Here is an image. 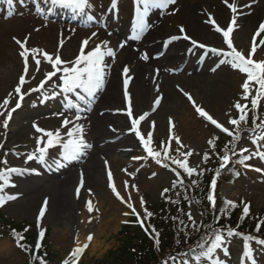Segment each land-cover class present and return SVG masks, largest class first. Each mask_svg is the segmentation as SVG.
<instances>
[{
	"label": "rangeland",
	"instance_id": "obj_1",
	"mask_svg": "<svg viewBox=\"0 0 264 264\" xmlns=\"http://www.w3.org/2000/svg\"><path fill=\"white\" fill-rule=\"evenodd\" d=\"M35 2L37 0H14L13 3H16V5L11 8H7L5 3L0 6V104L8 98L7 110L14 108L18 102V94L15 89L19 84L20 76L24 74L23 57L19 55L22 49L16 43V40L21 42L27 40V47L43 49L53 54V58L56 54H59L65 61L76 59L82 41L85 39L91 41L92 48L97 44H101V42L107 41L101 33L105 32L103 28L105 24L101 22L94 23L92 19H83L82 17H80V21L73 18V23L61 21V17L47 18L44 11H42L43 14L38 13L40 10L36 8L37 4ZM92 2L94 10L98 11L97 18L105 17L106 19L107 13H111V0H92ZM133 5L132 0H121L119 15L112 13L108 19L110 22L111 20L115 22V27L108 28L111 32L107 38L115 43L126 45L130 43L131 47L139 51L146 34L155 26V15L160 13V18L172 19V12L169 11L172 5H169V8L166 9L157 8L153 12L151 16L153 19H150L146 33L136 31L135 26H133L136 21V18L131 14V9L136 10ZM259 22H261V18L257 17L250 24L251 28L247 32L248 36L240 37L243 47L246 48V57L253 46L254 38L256 42L259 41L260 45L263 46V49L257 48V51L252 55V58L257 61L264 60V41L261 39L264 34L255 36L258 26L262 24H259ZM37 29L39 30L37 31ZM93 33L97 35L93 36ZM237 33L234 32L231 36H235ZM61 40L64 41L63 47H60ZM203 41L209 43L207 40ZM68 44H71V49H69L71 53L67 57L65 52H67L68 47L66 46ZM161 44V47H158L155 53L157 60L170 52L171 44L169 41H163ZM88 50L85 48V52ZM39 58L41 64L39 71H37L34 60L29 56L28 73L25 75V79L26 81L30 79L31 83L27 88L25 84L21 88V93L28 94L25 95L22 106L12 113V119L9 121L7 128L3 127V120L7 116V111L0 109L5 113L4 116H0V170L7 168L26 170L23 174H10V182L4 188L3 194L14 196L15 199L8 200L3 206H0V264L29 263L23 251L12 240L13 237L8 236L10 227L13 225L34 226L38 243H41L43 239L39 236L41 230L45 232V235H48L47 246L51 250V262L49 264H63L65 260L72 264L74 259L76 264H90L92 260H100L108 251L121 245L119 232L123 224L129 223L132 218L137 219L138 223L143 221L145 226L150 224L152 218L149 220L150 217L145 212V209L150 212V205L159 204L163 201L171 204L173 200L174 212L180 214L181 208L178 202L186 201L190 196L193 197L192 191H190L188 197L183 192V188L180 187H196L194 180H197L203 174L210 175L211 182L213 179L216 180L214 204L208 200V196L212 194L211 183L208 187L206 208L209 212H213L221 200L224 202L232 201L238 207L240 217L243 218L238 222L254 226L256 233H260L262 229L264 230V223H261V221H264V140H256L257 137L264 135V130L257 127L261 122H264V97L259 101L258 107L253 109L251 99L256 95V89L258 88L253 82L250 86L251 94L248 99L242 98L241 85L246 80V74L231 66L236 85L233 93L227 95L225 100L222 103L219 102V104L208 105L201 101V106L197 104L199 101L195 103L218 123L228 127L234 133L235 126L231 125L229 121L239 116L238 110L234 107L235 103L239 102L248 106L247 112L250 117L247 118L246 123L242 122L239 126L240 131L237 133L239 139L235 141L234 149L229 150L227 153L230 157L229 163L221 167V158L225 154V149H232V144H230L232 137L216 128L197 111L193 112V109L196 110L193 105V108L181 110L183 112L181 116H176L177 124L175 122L174 124L177 127L170 124V128L165 129L167 122L164 121L163 117L164 129L161 128V131L154 129L152 131L153 138L150 147L155 151H161L162 145L168 147L169 156L181 160L184 159L181 153L191 151L192 155L187 157V162L189 167L196 169V172L189 176L178 165L172 164L170 160L164 161V163L169 164V167H164L163 164H158L154 158L149 157L146 150L141 146L142 148H139L134 154L119 157L122 159L121 173L117 175L112 173V183L115 184L117 191L127 202L125 203L112 191L108 179L109 171L107 170L110 160L104 157L99 158L101 178L102 181H105L101 190L97 191L80 186L81 174H83V181L86 176L85 168L90 157L89 150L85 149L84 154L78 158L65 159L62 143L67 142L69 139L67 132L75 124L86 121L83 113H85L87 106L77 102L79 98L77 95L63 93L61 88L57 87V85L62 84V81L57 78L62 73H57V76L47 82L43 89H38L39 84L46 79L45 74L53 71L48 61L43 57ZM228 64L229 62L226 63L227 67ZM33 88L38 90L31 91ZM54 92L55 95H53ZM79 93L84 92L79 90ZM84 96H86V99H83V101L90 104L92 97L87 93H84ZM69 107H73V112ZM66 108L70 110H66ZM133 108L137 114L136 118L143 115V113L139 114L142 108H139L138 104L134 103ZM152 116L153 114L143 120L145 127L143 135L147 136L150 126L152 130V122L154 121L151 118ZM65 119L72 121L67 127L63 126ZM34 125L46 130H59L61 133L62 143L49 148L43 161L37 158L39 156L38 152L36 157L31 160L28 159V156L36 152L38 147L44 146L43 144H37V137L43 134L38 133ZM139 127L141 129L140 125ZM91 131L89 129V134H87V131L84 130L85 139L92 138ZM173 137H179L183 147H180ZM46 140L47 137H45ZM210 140L213 141L214 146L209 143ZM177 148H180V152H177ZM242 149L248 151L242 152ZM205 154L208 156L207 160L204 159ZM134 157H141V159H134ZM245 157L250 158L245 159ZM5 160L7 164L3 163ZM241 160L244 163H240ZM101 162L104 164L105 173L101 167ZM47 165L49 170L45 172L44 167ZM173 169H176V171H173ZM231 170L235 172L233 173ZM53 172L55 176L49 178V175ZM176 172H179L180 175L177 176ZM217 172H219V175H217ZM69 179H71V184L68 193L73 198V203L70 204L69 216L71 218L66 226L60 228L51 222L52 201L55 197L54 190L48 191L46 188H52L53 184L59 181L66 183ZM125 182H127V186ZM2 183L4 182L0 180V184ZM77 188L80 189L79 195H77ZM166 189L167 191H165ZM141 198L145 201L143 205L141 204ZM45 200H47V207L44 209L45 215L43 218H39ZM89 200L92 201L94 206L92 212L87 209ZM128 203L135 207L136 212L139 213V219L132 213ZM246 204L250 206V210L248 215L245 216L243 209ZM184 210L185 215L182 218L179 215V219H175L176 223L175 221L174 223L177 225L173 229L177 230L181 226L189 232L182 236V240H179V248L173 251L176 253L168 259H163L162 264H195L194 257L211 245L206 247V239L203 241L204 235H200L198 232V228L201 225L204 226L203 223L207 219L206 210L196 208L189 203ZM258 226L259 230L257 231ZM114 230L115 232H113ZM248 233L247 231L240 233L241 235L228 236L226 232H222L224 243L222 248L216 250L215 258L223 261L224 264H253V260L255 264H264V245H260L257 240H245L246 236L261 237L254 232L252 234ZM89 235L93 237L90 243L87 240ZM199 242H202L200 247L201 245L203 247H197ZM85 243H88V247L82 255L73 258L71 253L75 248L83 246ZM246 245L250 246V252L246 249ZM201 264H209V262L203 259Z\"/></svg>",
	"mask_w": 264,
	"mask_h": 264
},
{
	"label": "bare ground",
	"instance_id": "obj_2",
	"mask_svg": "<svg viewBox=\"0 0 264 264\" xmlns=\"http://www.w3.org/2000/svg\"><path fill=\"white\" fill-rule=\"evenodd\" d=\"M233 2L237 6L235 14L224 0H176L169 9L172 12V19L160 18V13L155 15V26L146 34L139 51L131 47L130 43L124 44L121 48L120 43L108 40L107 36L109 37L110 33L101 32L109 43L108 47L113 48L116 56L114 59L106 57L105 84L96 92L95 101L97 102L87 111L86 121L81 122L87 134L92 127V138H84L88 144L92 145L88 149L90 157L85 168L86 176L83 183L85 188L98 191L105 183L101 178L100 157L110 160V162L107 161V170L117 175L121 173L122 159L119 157L134 154L142 148L143 145L135 132L130 131L131 119H136L137 115L133 108L134 103L142 108L139 114L148 113V116L153 114L151 118L156 123L154 129L161 131V128L164 129L163 117L168 123L165 129L170 128V121L172 125L177 124L175 118L177 115L181 116L183 113L181 110H187L193 106L192 101L184 93H189L195 103L199 101L197 104L201 106V101L208 105L222 103L227 95L233 93L236 85L231 63L229 62L228 67L226 63L220 64V60L226 59L225 57L212 53L207 48L201 49L193 45L190 39H184L183 34L180 33L182 26L186 34L199 43L229 51L222 33H218L214 25L208 21L210 17L214 18L222 28H226L232 16L235 15L237 26H234L232 34L238 33L235 34L237 38L235 36L231 38L234 47L246 56V48L243 47L240 37L248 36L250 24L257 17L261 18L259 24H264V0H255V2L228 0L229 4ZM138 7L143 11V5L136 4V9ZM173 36L180 38L171 40ZM163 41L170 42V52L157 60L155 53ZM70 46L71 44L66 46L68 47L65 52L67 57L71 53ZM92 46L89 40L86 49H91ZM256 46L263 49L259 41ZM145 55L147 59H143ZM125 67L129 69L127 77L123 73ZM126 78L129 79L128 93L133 111L131 118L127 115L128 97L125 96L124 90ZM30 83L29 79L26 82V88ZM157 98L161 100L159 106L154 103ZM192 111L196 112L194 109ZM140 126L141 133L144 134L143 121ZM144 136L147 139V136ZM96 159L98 160L94 161ZM101 167L104 172L103 162ZM70 181L71 179L66 183L59 181L54 183L52 188H46L48 191L54 190L51 222L60 228L66 226L71 218L70 204L73 203V198L68 193Z\"/></svg>",
	"mask_w": 264,
	"mask_h": 264
},
{
	"label": "snow or ice",
	"instance_id": "obj_3",
	"mask_svg": "<svg viewBox=\"0 0 264 264\" xmlns=\"http://www.w3.org/2000/svg\"><path fill=\"white\" fill-rule=\"evenodd\" d=\"M255 2V0H253ZM7 3L9 5L13 4V0H7ZM51 3L53 5H61L66 8H70L73 10H83L87 4L88 0H51ZM176 3V0H137V5H143V11L140 10V8H137V14H136V28L143 32L145 27H147V23L145 20V17L148 15V11L150 7L160 8V9H166L169 5H173ZM224 3L228 5V7L231 9L232 13L235 14L237 12V6L235 2L229 4L228 0H224ZM116 0H113V7H115ZM210 24L214 25L215 30L218 33H222L224 41L226 43L227 49L229 51H224L223 49L215 48V47H209L203 43H199L198 41L192 39L189 37L185 29L181 26L180 33L183 34L184 39H190L192 44L195 46H198L201 49L207 48L208 51L212 53H216L217 55L223 56L227 59H221L220 64H225L230 62L231 66L234 69H238L241 73L246 74V80L242 83L241 87L243 90V99H248L249 95L251 94V85L254 84L258 86L256 89V95L251 99V105L252 108L255 109L259 105V101L262 97H264V60H254L252 58V55L257 51L256 46V40L254 38L253 46L250 49L249 55L246 57L243 52L238 51L236 47L233 45V40L231 38V34L234 31V26H237V19L236 16L233 15L230 23L226 26V28H222L217 21L214 18H209L208 21ZM39 29H37L38 31ZM261 34H264V24H260L258 26L257 32L255 33V36H261ZM93 36H96V33L92 34ZM179 36H173L171 37V40L179 39ZM262 41H264V36H261ZM16 43L20 45L21 52L19 55L23 57V63H24V74L20 76L19 84L15 89V92L18 94V102L16 103L15 107L11 110H7V105L9 104V99L6 98L2 104H0V109H5L7 111V116L3 120V127L7 128L9 125V121L12 119V113L15 112L17 109H19L22 106V101L25 98V95L28 93H21L22 86L27 82L25 79V75L28 73V64H29V56L32 57L36 64V70L39 71L41 59L39 57H43L46 61H48L53 71L47 72L45 74L46 79L43 80L39 86L38 89H43L45 87V84L51 80L53 77L57 76V73H62L59 77H57L59 80L62 81L61 85H57V87L61 88L63 93H76L79 95V98L83 100L85 97L83 95H80L77 90H82L84 93H87L89 96H95L96 92L101 90L105 84V75H106V68L107 64L105 63L106 57L115 58L116 53L113 50V48L108 47V42L104 41L101 42V44L95 45L93 48L89 49L87 52H85V48L89 44V40L85 39L82 41V46L79 49V54L76 57L74 61H65L61 58L59 54L55 55V58H53V54L48 53L47 51L37 48V47H27V40L21 42L20 40H16ZM64 41H60V47H63ZM120 47H124V44H121ZM148 57L145 55L143 59H147ZM129 72V69L125 67L123 69V73L125 77H127ZM128 84L129 79L124 80V90H125V96L128 97V107H127V115L131 118L133 116L132 106H131V97L128 93ZM37 88L31 89V91H37ZM56 93L54 92L53 95ZM187 98L192 101L193 105L196 107V111L204 118H206L208 121H210L216 128L220 129L224 133H226L228 136L232 137V141H230V144H232V149H225V154L221 158V167H224L227 163H229L230 157L227 154L229 150L234 149V143L236 140L239 139V133L240 131V124L242 122H247V116H248V106L246 104H241L239 102H236L234 107L238 110L239 116L235 119H230L229 123L233 126H235V133L233 131H230L228 127H224L222 124L218 123L211 115H209L202 107L195 105V101L193 100L192 96L189 93H184ZM11 95V94H10ZM161 100L160 98H157L155 100V105L159 106ZM4 111H0V116H4ZM148 113H145L139 118L131 119V128L130 131L135 132L136 136L139 138L141 144L143 145V148L146 150L147 155L149 157H152L156 160L158 164H163L164 167H169V164L164 163V161L170 160L172 164L178 165L179 168L183 169L184 172H186L189 176H191L193 173L196 172V169L193 167H189L187 162V157L192 155L191 151H188L187 153H181V155L184 157L183 160L171 157L169 156V148L164 147L162 145L161 151H155L152 147H150V144L152 143V131H154L155 122H152V130L149 131L147 134V139H145V136L141 133L139 125L141 124V121L145 120V118L148 116ZM79 119V117H77ZM72 123V121L65 119L63 121V126L67 127L68 124ZM171 124V121H170ZM36 131L38 133H42L40 137H37V144L44 146L38 147L36 149V152H33L28 156V159L31 160L34 157H36V153H39V156L37 157L41 161L45 159V155L47 154V151L49 148H52L56 144L62 143L61 133L59 130L51 131L46 130L44 128L39 127L38 125H34ZM258 128L264 130V122H261L259 125H257ZM115 131V129H113ZM67 136L69 139L67 142L62 143V147L64 150V158L65 159H75L78 158L80 155L84 154L85 149H90L92 145L88 144L84 140V126L81 124H75L72 129H70L67 132ZM45 137H47V140L45 141ZM178 145L180 147H183V145L180 142L179 137H173ZM218 139V138H217ZM256 140H264V135L259 136L256 138ZM254 142H256L254 140ZM210 144L214 143L213 141H209ZM248 151L247 149H242V152ZM163 152V155H162ZM177 152H180V148H177ZM250 157H245V159H249ZM134 159H141V157H134ZM204 159L207 160L208 156L205 154ZM240 163H244L243 160L239 161ZM4 164H7V161H3ZM62 166V165H61ZM26 171L24 169H18V168H7L5 170H0V180H2L4 183L0 184V206H3L8 200L15 199L14 196H6L4 195V188L7 184L10 182V174L12 173H20L23 174V172ZM173 171H176V169H173ZM177 176L180 175L179 172H176ZM217 175H219V172H217ZM108 179L110 181V186L112 188V191L115 193V195L121 199V201L127 203L124 201V198L120 195L119 191H117L116 186L113 181L112 173L109 170L108 172ZM83 174H81V181L80 186L83 187ZM182 183V181H180ZM127 186V182H125ZM135 187V185H133ZM211 190L212 194L208 196V200L211 201L213 204L215 202V196L214 191L216 188V180L213 179L211 182ZM77 195H79L80 189L77 188ZM90 191V190H89ZM167 191V189L165 190ZM130 199V196H129ZM145 201L143 198H141V204L143 205ZM229 206H235L234 202L227 201L226 202ZM47 207V200L44 201V208L39 213V218H43L45 215L44 209ZM128 207L132 209V213L136 215L139 219V213L136 212L135 207L128 203ZM87 209L89 212H92L94 210V206L91 200L87 202ZM250 210L249 205H245L243 212L246 215H248ZM146 215L148 217H151L153 214L151 212H147L145 209ZM127 215V213H126ZM38 218V220H39ZM189 218L191 219V215L189 214ZM141 224H143V221H140ZM261 223H264V221H261ZM195 227V224L193 225ZM259 230V226L257 228V231ZM155 231V229H153ZM14 235H17V241L23 239V236L14 233ZM45 235V232L43 230L40 231L39 236L40 238H43ZM227 235L233 236V235H241L238 232H235V230L228 228L227 229ZM159 234L156 233V242L159 243L158 240ZM92 236L89 235L87 237L88 242L90 243L92 240ZM255 237L252 236H246L245 240H254ZM224 243V236L221 234L220 230H216L214 241L211 243L209 247H207L204 251L199 253L194 257L195 264H201L203 259H206L209 264H224L223 261L219 260L218 258H215L214 254L216 253L217 249L222 248ZM258 243L260 245H264V239L258 240ZM88 247V243H85L83 246H78L75 248V250L71 253V256L73 258H78L84 250ZM201 247H203L201 245ZM246 249L250 252V246L246 245ZM40 259L41 264H45L42 258L37 257ZM63 264H69L68 260H65ZM72 264H76V260L74 259L72 261ZM253 264H255L253 260Z\"/></svg>",
	"mask_w": 264,
	"mask_h": 264
},
{
	"label": "trees",
	"instance_id": "obj_4",
	"mask_svg": "<svg viewBox=\"0 0 264 264\" xmlns=\"http://www.w3.org/2000/svg\"><path fill=\"white\" fill-rule=\"evenodd\" d=\"M210 183V175L203 174L195 180L196 187H180L183 188V192L188 197L189 193H191L190 191L193 193V197L190 196L188 200L178 202L181 208L180 214L174 212L173 200L171 204L163 201L159 204L150 205L149 209L153 215L149 218V220L151 218L152 220L147 225V228L139 226L136 220L132 219L130 224L125 225L119 233L121 245L116 249L108 251L100 260H92L90 264H162L163 259H168L176 253L173 251L179 248V240H182V236L189 232L185 231L181 226L177 230L173 229L177 225L175 224V219L177 220L179 215L180 218L185 215L184 208L187 207L188 203L196 208L206 210L207 219L203 223L204 226L201 225L198 228L199 234L205 237L203 241L206 239V241L208 240L212 243L216 230H220L222 233L227 231L228 228L237 230L241 234L247 231L249 232L248 234L254 232L264 239L263 229L260 233H256L254 226L238 222L239 220H243V218L240 217L237 206H229L221 200L213 212L208 211L206 207ZM14 233L23 236V239L18 242L17 235H14ZM156 233L159 234L158 244L156 242ZM8 236L13 237L12 240L20 247L28 259V264H41L40 259L37 257L42 258L45 264L51 262V250L47 246V237L43 244L38 247L36 243L37 233L34 226L13 225L10 227ZM200 243L202 242H199L197 246L199 248H201Z\"/></svg>",
	"mask_w": 264,
	"mask_h": 264
}]
</instances>
